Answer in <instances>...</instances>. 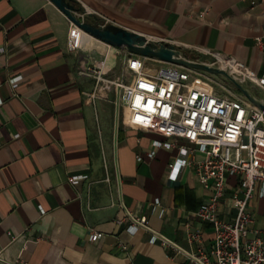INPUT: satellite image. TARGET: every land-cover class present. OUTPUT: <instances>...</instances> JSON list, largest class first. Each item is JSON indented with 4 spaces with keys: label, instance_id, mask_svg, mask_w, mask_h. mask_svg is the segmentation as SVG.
Wrapping results in <instances>:
<instances>
[{
    "label": "crops",
    "instance_id": "1",
    "mask_svg": "<svg viewBox=\"0 0 264 264\" xmlns=\"http://www.w3.org/2000/svg\"><path fill=\"white\" fill-rule=\"evenodd\" d=\"M74 1L94 21L167 40L199 62L215 59L197 49L231 57L264 78V0ZM74 28L49 0H0V264H187L198 248L211 252L213 228L197 217L211 189L193 165L205 154L170 138L175 148L147 158L165 139L129 127L115 93L93 103L95 81L80 74L104 61L105 78L116 79L123 51L85 35L70 52ZM181 149L190 152L185 166L176 163ZM240 179L227 177L223 221L235 218ZM249 212L247 239L264 237V182ZM127 214L148 227L116 223ZM93 233L102 238L92 242ZM196 233L201 242L191 244ZM154 234L170 247L152 243Z\"/></svg>",
    "mask_w": 264,
    "mask_h": 264
},
{
    "label": "built area",
    "instance_id": "2",
    "mask_svg": "<svg viewBox=\"0 0 264 264\" xmlns=\"http://www.w3.org/2000/svg\"><path fill=\"white\" fill-rule=\"evenodd\" d=\"M89 14L85 11L81 17ZM101 25L108 23L104 21ZM85 35L75 26L68 40L70 52L82 50ZM160 42L170 43L167 40ZM197 50L212 55L215 60L208 64L229 71L241 84L250 82L264 90V78L257 77L243 63L205 49ZM123 53L122 73L114 80L105 78L108 71L104 61L80 70L81 75L95 81L94 90L87 96L95 103L115 93L114 104L123 111L129 127L165 139L153 141L146 153L149 159H153L160 149L175 148L176 143L167 140L170 138L186 140L205 154L203 161L193 165L199 181L211 189V194L198 210L197 217L212 226L214 246L211 252L198 248L189 255L187 264H264V237L247 239L248 227L253 220L249 204L256 196L257 184L264 182V111L231 91H228L229 95L215 93L201 82L204 77L201 72L156 60L153 61L159 66L152 72L146 66L148 59L129 56L126 51ZM13 82L16 85V81ZM189 154L187 149H181L176 163L187 165ZM142 160L143 157H138L139 162ZM229 175H239L241 179L232 196L235 218L226 222L220 218L219 208ZM84 178L71 177L69 183L76 184ZM126 218L131 220L129 231L132 233L148 227L146 217L134 218L129 214L117 219L116 223L122 224ZM101 238V233H93L91 241ZM158 241L170 247L168 241L154 234L151 242ZM189 242L200 243L201 236L198 233L190 235Z\"/></svg>",
    "mask_w": 264,
    "mask_h": 264
},
{
    "label": "water",
    "instance_id": "3",
    "mask_svg": "<svg viewBox=\"0 0 264 264\" xmlns=\"http://www.w3.org/2000/svg\"><path fill=\"white\" fill-rule=\"evenodd\" d=\"M55 5L68 20L77 28L109 46L126 51L129 56L135 55L150 60H156L166 64L180 66L185 69L204 72L214 76H222L230 82L246 99L255 107L264 111V102L256 99L250 91L239 81H237L229 71L207 63L189 59L180 49L170 43H162L146 36L128 31L116 25L94 24L86 21L92 18L88 15L81 17L85 13L84 9L78 7L74 0H49Z\"/></svg>",
    "mask_w": 264,
    "mask_h": 264
},
{
    "label": "rangeland",
    "instance_id": "4",
    "mask_svg": "<svg viewBox=\"0 0 264 264\" xmlns=\"http://www.w3.org/2000/svg\"><path fill=\"white\" fill-rule=\"evenodd\" d=\"M146 66L147 68H150V67L153 68V71H154L157 68V66H159V64L156 62L147 60ZM201 73L203 74L204 77H206L203 79L201 78V82L203 84L208 85V87L211 88L215 93L222 94V95H229L228 91H231L235 96L244 97L230 82H228L222 76H214V75H210L204 72H201ZM246 86H247V89L250 90V92L254 96L259 97V91L253 88L249 82L246 84Z\"/></svg>",
    "mask_w": 264,
    "mask_h": 264
},
{
    "label": "trees",
    "instance_id": "5",
    "mask_svg": "<svg viewBox=\"0 0 264 264\" xmlns=\"http://www.w3.org/2000/svg\"><path fill=\"white\" fill-rule=\"evenodd\" d=\"M86 21H89V22L94 23V24H101L100 21H94V20H92V18H87Z\"/></svg>",
    "mask_w": 264,
    "mask_h": 264
},
{
    "label": "bare ground",
    "instance_id": "6",
    "mask_svg": "<svg viewBox=\"0 0 264 264\" xmlns=\"http://www.w3.org/2000/svg\"><path fill=\"white\" fill-rule=\"evenodd\" d=\"M148 70L153 71V68L150 67V68H148Z\"/></svg>",
    "mask_w": 264,
    "mask_h": 264
}]
</instances>
